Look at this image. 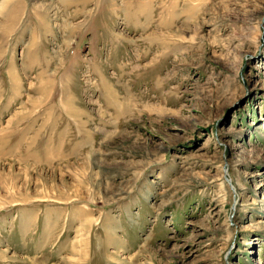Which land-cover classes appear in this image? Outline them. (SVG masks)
I'll list each match as a JSON object with an SVG mask.
<instances>
[{
  "label": "rangeland",
  "instance_id": "1",
  "mask_svg": "<svg viewBox=\"0 0 264 264\" xmlns=\"http://www.w3.org/2000/svg\"><path fill=\"white\" fill-rule=\"evenodd\" d=\"M0 264H264V0H0Z\"/></svg>",
  "mask_w": 264,
  "mask_h": 264
}]
</instances>
